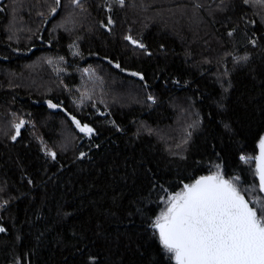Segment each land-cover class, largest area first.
Returning a JSON list of instances; mask_svg holds the SVG:
<instances>
[{
	"label": "trees",
	"instance_id": "1",
	"mask_svg": "<svg viewBox=\"0 0 264 264\" xmlns=\"http://www.w3.org/2000/svg\"><path fill=\"white\" fill-rule=\"evenodd\" d=\"M49 1L51 2V0ZM99 1L105 8L108 1ZM31 5L38 6L39 3L35 1ZM0 9H5V11H0V105L12 101L15 105L32 109L30 112L31 119L34 116L39 118V115L43 114L52 115L54 118H64L70 128L68 130L70 136L77 137L67 147L69 149L55 150L58 153V162H53L44 155L41 151L44 145L41 144V140L33 138L28 128L22 129L23 138L19 139V142L14 143L8 138L0 141V179H6L10 188L13 189L12 194L18 197L8 212L0 214L3 217L4 226L9 230L8 233H0V264H9L13 253L27 252L29 247L37 245L34 239L36 229L32 228L28 221L35 218L34 212L37 211L39 201L37 200L35 204L31 202L36 192L26 183V177L34 178L36 183L40 184L41 181H48V178L55 173L53 181L47 185L49 191H51L53 183L59 186L58 196L65 190L71 189V192L63 197L64 211L74 212V215L53 226L55 230L48 235L44 241V246L39 249V264H51L49 258H56L57 245L53 237L63 239L65 236H71L74 231L85 230L86 235L90 236L98 224L103 225L113 237L118 232L125 230L124 224L113 221L106 222L104 219L105 210L113 203L114 196L122 197L121 202L123 204H128V201L133 198L134 192L140 187V182L137 183V189L130 190L126 183L120 179V176L128 171L126 164H131L141 157L150 161L147 166L153 168L157 178L164 177L161 183L165 187L176 185L185 177L194 178L209 174L210 166L218 163H223L226 177L241 173L243 170L242 176L246 185L258 183L257 180L254 181L252 175L254 160L249 164H244L238 158L241 152L248 157H255L259 135L264 132V123L260 120V113L253 109L252 97L257 93L252 90V80L247 78V68L233 73L234 87L223 97L226 111H222L212 103L213 100H221L222 98V89L216 81L217 69L215 65L202 64L203 57L196 50L186 48L184 42L181 43L176 36L168 34L166 30L163 34H156L160 30L151 28L147 34H142L144 35V43L153 53L151 57L127 58L128 54L131 53L121 50L123 45L121 35L124 30L129 26L125 30V34L131 29L134 35L132 25H138L131 23H127L128 26L126 23L120 26L123 29L119 32L118 37H106L104 34H100L94 37L97 38L95 40L91 39L92 37L84 38L85 35H82L81 56L71 57L67 49L70 43L75 40L73 36L59 32L56 37H52L47 30L49 24L59 17L58 15L47 23L45 28H43V24L41 25L44 40L34 42V47H30L32 50L29 52L27 51L29 47L27 48L24 42L17 43L8 39L5 31L8 20L7 0H2ZM244 11L248 18L254 17L250 6ZM238 15L237 12V15L232 17L233 23L238 22ZM222 19L223 15L216 16L215 21L217 22H214L212 18L207 19L212 32L219 38L220 43L229 45L228 50L230 51L232 44L238 42L242 46L243 23H240V32L232 40H229L225 36L226 28L218 22ZM49 40H51L50 44L48 43ZM161 44L165 46L164 50L160 49ZM16 48H20L24 55L16 54L17 52L13 51ZM40 51L57 52L60 57L71 61L73 68L101 60L102 64L110 66L112 71L118 75L124 74V72L112 66L115 62H119L122 69L129 70V72H143L146 82L150 86L147 90L157 96V106L149 108L134 105L127 108H109L111 110H108L98 106L92 107L89 104L80 110L69 105L71 95L69 99L64 95L58 100V97L53 95L24 93V90L18 87L11 90L3 88V80L8 68L14 72H19L25 63L24 67L31 69L32 67H29L32 65L31 61L36 55H39ZM189 51L192 55H188ZM5 56L8 57L7 60L4 59ZM106 56L109 59H105ZM109 60L113 63H109ZM260 63L261 61L257 59L252 66H258ZM228 66L231 68V61L228 62ZM65 79L67 85L77 86L80 84L75 73H71ZM176 80H179L180 83H174ZM140 82L144 84V81ZM50 98H56L54 102L62 100L63 108L67 109L68 113L75 115L78 119L92 123L97 127L99 135L94 137L92 141L82 138V134L75 130L65 112L61 110L51 111L46 106L43 101ZM173 98H178V101L184 105L190 100L191 102H189L193 104L192 106L196 110L195 113H199L198 117L196 115V119L203 120L202 125L193 132L188 151L183 153L187 159L169 155L165 151L166 143L164 144L161 140L158 141L154 135L148 136L144 133L140 139H135L133 136L137 129V120L151 126H172L176 114L169 106V102ZM100 113L104 115H100ZM209 113H212L211 117ZM113 120L123 131H117L112 127L110 121ZM221 120L231 123L238 134L232 137H224L222 140L216 138L221 130L218 123ZM52 123L44 128L45 131L42 135V140L48 147L55 142V139H58L59 142L63 141L59 136V129ZM50 125H53V129L48 132ZM90 144L101 145L99 149L93 148L90 153L103 166L101 170H98L90 161H75V155H78L76 146L83 145L79 150L88 151ZM213 145L215 148L212 147ZM215 153H220L222 159L218 160ZM61 164L64 165L63 169H60ZM114 165H119V167L114 168ZM211 170L214 171L215 168L213 167ZM156 199L154 194L153 203L148 205L151 209L148 212L149 216L158 214L163 207V205L158 206L155 203ZM77 208L79 211H75ZM39 211L42 214V219L38 226H42L54 215L50 206L39 208ZM137 223H139V219H137ZM57 233L60 235L57 236ZM17 235L21 237V240L15 239ZM150 235L151 232L147 234V236ZM146 238L144 237V239ZM126 243L123 238H121L119 247L113 244L109 248L103 243H98L93 251L101 253L100 259L102 261L119 259L122 260L123 264H156L163 258L168 264H175L174 261H169L168 257L163 255L162 246L159 245L158 239L150 240L147 244L143 243V239L137 240L135 244L129 246H126ZM136 244H141L139 250H137Z\"/></svg>",
	"mask_w": 264,
	"mask_h": 264
},
{
	"label": "snow or ice",
	"instance_id": "2",
	"mask_svg": "<svg viewBox=\"0 0 264 264\" xmlns=\"http://www.w3.org/2000/svg\"><path fill=\"white\" fill-rule=\"evenodd\" d=\"M87 0H67L64 4L62 0H51V3H40L37 5H29V9L37 8L36 16L41 20L42 24L49 23L55 19L63 11L65 14L56 24V28L64 29L70 35H75V40L71 47L78 49V41L83 37L77 33L83 31L92 33L99 28L104 29L108 34L113 33L116 21L112 15H108L105 19H100L96 24L88 22L90 13L85 7ZM21 6V0H13L9 6L12 10V19L5 31L9 33L8 39L11 41L14 38L19 39L18 33L22 31L16 27L17 8ZM249 6H257L259 11L254 13V17L248 18L244 9ZM108 13H112L115 7L120 9H132L139 11H147L150 5L144 3V0H109L105 5ZM46 9V12L43 10ZM5 11V9H0ZM178 11L181 16L191 13V19L202 22L201 13L206 12L209 17L215 21L217 15H223V19L218 21L226 28L225 36L232 40L240 32V23L244 25L243 45L239 43L225 45L219 44L216 55L213 58H204L202 64L212 65L215 63L217 68L216 81L219 83L221 92V100H213L222 111H226L223 104V97L233 89V73L237 70L248 69L247 78L252 80V90L257 95L252 97L253 109L260 113V120L264 123V0H212V3H205V0H189V3L181 7L176 6V9H167L170 14H175ZM238 15V22L233 23L232 17ZM30 14V13H29ZM160 19H164V11H157L155 14ZM70 25V27H69ZM29 35L28 39L34 37L38 40H44L41 33V26L37 25L35 30L28 28L26 30ZM195 39H203L198 34H194ZM123 40L133 46L134 49L141 50L143 54L151 57L153 53L149 51L148 45L143 43L142 36H134L129 29L128 34L123 35ZM51 43V40L48 41ZM207 45L208 41L204 40ZM160 49L164 50L165 46L160 45ZM28 48L27 51H31ZM19 53L20 48L13 49ZM75 54L79 55L77 51ZM188 55H192L191 51ZM204 53H201L203 56ZM8 59L7 56L4 57ZM60 61L64 57L58 58ZM105 59H109L107 56ZM259 59L261 63L253 67L254 61ZM231 61V68L228 62ZM45 62L48 65L54 63L52 58H46ZM109 63L113 61L109 60ZM32 67V65H29ZM114 67L122 69L119 62L114 63ZM84 73L91 77L95 74V70L85 68ZM132 76L138 77L140 81H144L145 89L150 86L147 84L145 74L143 72H132ZM258 81V83H257ZM62 83V82H61ZM174 83L179 84L176 80ZM9 81V87H13ZM66 88V86H65ZM56 98L46 99L43 102L49 109H61L70 118L71 124L75 130L82 134V138H87L92 141L94 137L99 135L97 127L92 123L78 119L75 115L67 112L63 108V101L54 102ZM85 99L92 100L91 94L82 93L80 103L83 104ZM103 102V101H101ZM146 102L155 104L157 98L152 93L146 94ZM95 107V104L92 105ZM30 116L31 113H28ZM100 115H104L100 113ZM197 117L199 113L196 114ZM212 116V113H209ZM9 122V130L4 131V136L12 142H19L22 139V129L28 124H35L24 118V114L13 112L11 113ZM203 123V120L198 118L191 123H187L180 143L175 145V149L170 145L165 148L171 156H179L181 159H187L183 153L188 151L192 141L193 132L198 129ZM221 126L218 139L224 137H232L238 133L235 131L231 123L221 120L218 122ZM110 124L117 131H123L116 122L110 121ZM146 133L148 136L158 135L161 140L164 137L160 135L159 130L152 129L145 123H141L133 133L135 139H140L141 135ZM77 137L66 136L62 147L67 150V147L72 144ZM167 144V140H165ZM44 145L41 151L44 155L50 158L53 162H58V153L53 148ZM257 146L259 154L255 157H248L243 152L239 155V161L244 164H249L253 160L255 169L252 170L254 181L258 183L247 184L241 173L231 177H226L223 163H218L210 166L209 174L200 175L197 177H185L176 185L165 187L161 180L163 176L157 178L153 168L147 165V161L143 157L134 161L131 164H126V171L120 176V179L126 183L128 188L137 189V183L140 182V187L134 192L133 198L128 201V204H123L122 197H113V203L105 210V221H113L124 224L125 230L118 232L116 236H111L103 225H97L91 235H86L85 231H74L71 236H65L63 239L53 237L56 247V258L50 257L51 264H123L119 259L101 260L100 252L93 251L98 243H103L106 247H111L115 244L119 247L121 238L126 241V246L135 244L137 240L143 239V243L147 244L150 240L158 239L159 245L162 246L163 255L168 257L169 261H175V264H264V134L259 135ZM83 145H77L75 161H90L98 170L102 169V165L90 155L92 149H99L100 144H90L88 151L79 150ZM215 148V145L212 146ZM216 158L221 160L220 153H215ZM119 165H114L118 168ZM215 168L214 171L211 168ZM64 165H60L63 169ZM47 171V169H45ZM115 175V172H114ZM53 176L48 178V181H41L37 184L32 177H26V183L35 190L36 195L32 198V203L38 200L39 205L37 211L34 212V219L28 221L32 228H35L34 239L37 245L28 248L27 252L19 254L13 253L9 264H39V249L44 246V241L55 229L54 225L61 220L71 217L74 212L64 211L65 202L63 197L71 192L67 189L59 196L57 195L58 185L52 184V189L49 191L47 185L53 181ZM146 181V183H144ZM187 181V182H185ZM13 189L10 188L6 179L0 180V214L8 212L12 207L13 202L18 197L12 194ZM156 195L155 203L163 205L158 214L149 216L148 212L151 209L149 204L153 203L152 197ZM50 206L54 211L46 223L38 226L42 219V214L39 208ZM75 211H79L77 208ZM139 219V223H137ZM8 228L4 226L3 217L0 215V233H8ZM151 232L150 236L147 234ZM60 234L57 233V236ZM144 237H147L144 239ZM16 240H21L17 235ZM137 250L141 244H136ZM156 264H168L165 260L160 259Z\"/></svg>",
	"mask_w": 264,
	"mask_h": 264
},
{
	"label": "rangeland",
	"instance_id": "3",
	"mask_svg": "<svg viewBox=\"0 0 264 264\" xmlns=\"http://www.w3.org/2000/svg\"><path fill=\"white\" fill-rule=\"evenodd\" d=\"M7 1L8 20L6 27L9 25V21L12 19V10L9 6L12 4L13 0ZM35 1H37L39 4L51 3L49 0H21V6L17 8L15 23L16 27L22 29V31L18 33L19 39L17 40L14 38L12 41H15L17 43L24 42V44L27 45V48L34 47L33 43L40 41L38 39H35V37L32 40H29L27 38L29 33L26 31L28 28H32L33 30H35L37 25H42L41 20L36 16V11L40 9H29V5L33 4ZM107 1L109 2V0ZM62 2L66 4L67 0H62ZM128 2H131V0H128ZM137 2H139V0H137ZM144 3L150 5L147 11L132 9L122 10L119 7H115L112 13H108L107 8L102 7L99 0H87L85 7L90 13L88 22L96 24V22L100 19H105L108 15H112L113 19L116 21V24L114 26L112 34H108L104 29L99 28L98 25L96 27V30L92 33H85L81 31L77 34L80 36L85 35L84 38L92 37L91 39L95 40L97 38L94 37L99 36L100 34H104L106 37H118L119 32L123 29V27H120L123 23H126V25L127 23L138 24L137 26L132 25V27L134 28V36H142L144 38V35L142 34H147V32H149L151 28L154 30L158 28L160 31H157L156 34H163V32L166 30L168 34L176 36L177 40H179L181 43L184 42L186 48L194 49L200 55L201 53H204V55L202 56L203 59L204 57L213 58L216 55V51L219 48V38L212 32L213 30L211 28V25L207 20L211 17H209L206 12H202L200 14L202 22L197 23V21L191 19L190 12L184 16H181L178 11H176L174 15L167 12V9L169 8L175 10L177 5L183 7L184 5L189 3V0H144ZM205 3H212V0H205ZM250 7L252 8L253 13L259 11V8L257 6ZM43 10L46 12V9ZM157 11H164V19H160L155 15ZM64 14L65 13L62 11L59 17L53 20L47 27L50 36L56 37L59 32H64L70 35L68 32L64 31V29L55 27ZM127 28H129V26ZM127 28L125 30H127ZM125 30L121 37L125 35ZM128 31H126L127 34ZM6 33L7 35H9L8 32ZM194 34H198L199 37H202L203 39H195ZM72 36L75 39V35ZM121 40L123 41L121 50L127 53H131L128 54L127 58L134 57L136 59H143L147 56L143 54L141 50L134 49L133 46L124 41L123 38H121ZM204 40L208 41L207 45L204 44ZM80 42L81 40L77 42L79 45L78 49L75 47H71L73 41L68 46L67 52H69V55L71 57L78 56L77 54H75L77 51L79 52V56H81L82 47ZM142 42L144 43V39ZM16 54L20 56L24 55L21 51ZM59 57L60 56L55 51H52L50 53L46 51H40L39 55H36L31 61V69H27L26 67H24L25 63L24 66H22V70L19 72H14L13 70H11V68H8L3 80V88H8L9 90H11L12 88L18 87L24 90V93L26 92L29 94H38L45 96L53 95L58 97V100L64 95L69 99L71 95L69 105H72L80 110L87 107L89 104H95V106L108 110H111L109 108H127L134 105H138L140 107L147 106L149 108L151 106H157V102L155 104L146 102L147 93H152L155 96L156 94L145 89L143 87V84H141L139 78L131 75L133 71L129 72V70H126L123 71L124 74L120 73V75H118L112 71L110 66H105V64H102L103 62L101 60L92 61L90 63L88 62L81 66H76L73 68L71 61H68L65 58L63 61H60L58 59ZM46 58H52L54 63L52 65H48L45 62ZM213 64L215 65V63ZM112 66H114V64ZM85 68L94 69L95 74L90 77L89 74L84 73ZM71 73H75L77 78H79V85H67L65 78L68 77ZM9 81L12 82V84L14 85L13 87H9ZM82 93L91 94L92 100L85 99L84 103L81 104L80 96ZM189 101L186 102V105L181 104V102L178 101V98H173L169 102V106L172 108V110L175 111L174 113L176 114V119L172 126H151L150 124H147L141 120H137V127H139L141 123H145L152 129L159 130V133L164 137V140H161L158 135L154 134V136L158 138V141L161 140L165 144V140H167L168 145L165 144V147H168L170 145L171 147H173V149H175V145L180 143L181 141L187 123H191L196 119V110L192 106L193 104L190 103L191 101ZM8 102L9 103L0 105V141L5 140L6 138L3 133L4 131L9 130V122L12 118L11 113L17 112L24 114V118L26 120H30L35 124V127H33L30 123L25 128L30 129V133L32 134L33 138L39 139V141L42 140V135L45 131L44 128H46L48 124H51V122H53L52 124L56 125V127L59 129V136H61L63 141L59 142L58 139H55V142L50 144V147L54 150H65L62 147V144L65 137L70 136V132L68 131L70 128L67 125L66 119L61 117L54 118L52 115L46 114L39 115V118H36L34 116L31 119V115L29 116L28 113H30L32 109L20 107V105H15V103L12 101ZM53 125H50V131L48 130V132H51V129H53Z\"/></svg>",
	"mask_w": 264,
	"mask_h": 264
},
{
	"label": "water",
	"instance_id": "4",
	"mask_svg": "<svg viewBox=\"0 0 264 264\" xmlns=\"http://www.w3.org/2000/svg\"><path fill=\"white\" fill-rule=\"evenodd\" d=\"M2 3V0H0V4ZM45 25H47V24H44V25H42L43 26V28H45L46 26ZM47 106V105H46ZM51 111H59V110H61V109H56V110H54V109H50ZM61 111H63V110H61ZM64 112V111H63ZM263 134H264V132H263ZM257 152H256V154H255V156L256 155H258L259 154V149H258V146H257ZM253 164H254V166H253V170L255 169V167H256V165H255V162H253ZM207 175V174H206ZM257 182H258V180H257ZM174 263H175V261H174Z\"/></svg>",
	"mask_w": 264,
	"mask_h": 264
},
{
	"label": "bare ground",
	"instance_id": "5",
	"mask_svg": "<svg viewBox=\"0 0 264 264\" xmlns=\"http://www.w3.org/2000/svg\"><path fill=\"white\" fill-rule=\"evenodd\" d=\"M44 25V24H43ZM31 52V51H30ZM29 53V52H28Z\"/></svg>",
	"mask_w": 264,
	"mask_h": 264
}]
</instances>
